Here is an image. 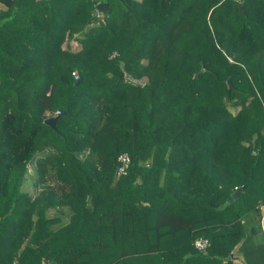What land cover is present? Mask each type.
<instances>
[{"label":"trees","instance_id":"trees-1","mask_svg":"<svg viewBox=\"0 0 264 264\" xmlns=\"http://www.w3.org/2000/svg\"><path fill=\"white\" fill-rule=\"evenodd\" d=\"M261 209L264 0H0V264H264Z\"/></svg>","mask_w":264,"mask_h":264},{"label":"built area","instance_id":"built-area-1","mask_svg":"<svg viewBox=\"0 0 264 264\" xmlns=\"http://www.w3.org/2000/svg\"><path fill=\"white\" fill-rule=\"evenodd\" d=\"M71 75H72V77L74 78V79H76L77 78V76H76V74L75 73H71ZM58 112L56 111L53 115H55V114H57ZM52 115V116H53ZM49 117V116H48ZM51 117V116H50ZM116 162H117V164H116V168H115V174L117 175V176H119V175H124L127 171V169H128V166H129V164H130V158H129V156H128V154L127 153H125V152H122V153H119L117 156H116ZM263 217H264V211L262 212V215H261V219H260V223H261V225H262V219H263ZM262 237H263V239H264V231H263V233H262ZM207 241H206V239H203V238H197L196 240H194V242H193V246H194V248L195 249H197V250H200V251H204L205 250V248L207 247Z\"/></svg>","mask_w":264,"mask_h":264},{"label":"water","instance_id":"water-1","mask_svg":"<svg viewBox=\"0 0 264 264\" xmlns=\"http://www.w3.org/2000/svg\"><path fill=\"white\" fill-rule=\"evenodd\" d=\"M106 10H107V3H106V2H99V3L96 4V6H95V10L92 12V16H95L97 12L103 13V12H105ZM120 67H121V69H122L123 76H124L125 79L132 80V81H133L134 83H136V84H142V83L140 82V80H137V79H133V78H131V77H130V76L124 71V68H123L122 64L120 65ZM203 70H204V69L201 67L197 72L194 73L193 77L196 78L197 75H198L199 73L203 72ZM226 83H227V86L230 88L231 85H230V80H229V78L226 79ZM54 122H55V116H53V117H52V116H51V117H48V118L45 119V121H44V123H45L46 125L50 126V127H53V126H54ZM238 192H239L238 190L232 192V193H231V196H230V197H231L230 200L234 199V198L237 196ZM230 257H232L231 254H230Z\"/></svg>","mask_w":264,"mask_h":264},{"label":"crops","instance_id":"crops-1","mask_svg":"<svg viewBox=\"0 0 264 264\" xmlns=\"http://www.w3.org/2000/svg\"><path fill=\"white\" fill-rule=\"evenodd\" d=\"M67 45H69L71 50H74L76 47H78V43L75 40H68V41H64L62 44V48H65ZM264 211V209H261V215L262 212Z\"/></svg>","mask_w":264,"mask_h":264},{"label":"rangeland","instance_id":"rangeland-1","mask_svg":"<svg viewBox=\"0 0 264 264\" xmlns=\"http://www.w3.org/2000/svg\"><path fill=\"white\" fill-rule=\"evenodd\" d=\"M263 227H264V219H263Z\"/></svg>","mask_w":264,"mask_h":264}]
</instances>
